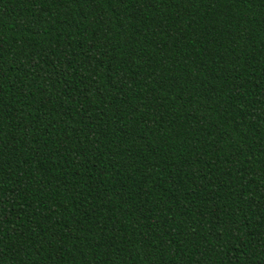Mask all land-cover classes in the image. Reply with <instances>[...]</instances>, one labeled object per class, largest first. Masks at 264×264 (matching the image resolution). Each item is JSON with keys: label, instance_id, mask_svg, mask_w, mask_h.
I'll return each instance as SVG.
<instances>
[{"label": "trees", "instance_id": "obj_1", "mask_svg": "<svg viewBox=\"0 0 264 264\" xmlns=\"http://www.w3.org/2000/svg\"><path fill=\"white\" fill-rule=\"evenodd\" d=\"M0 264H264V0H0Z\"/></svg>", "mask_w": 264, "mask_h": 264}]
</instances>
